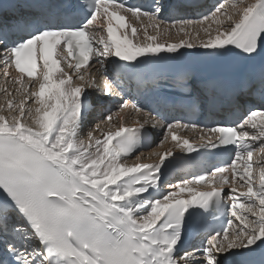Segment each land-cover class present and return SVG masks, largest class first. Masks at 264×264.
<instances>
[{
	"label": "snow or ice",
	"instance_id": "obj_1",
	"mask_svg": "<svg viewBox=\"0 0 264 264\" xmlns=\"http://www.w3.org/2000/svg\"><path fill=\"white\" fill-rule=\"evenodd\" d=\"M191 7L188 0H0V64L6 78L14 68L22 96L19 103L7 101L11 122L0 115V264H264V161L252 162L254 152H264V0L220 3L196 19L186 14ZM129 19L143 26L146 43H134L127 31L118 35L130 27L138 37ZM209 20L217 27L203 29L207 39L197 32L194 43L186 28ZM94 22L107 39H95ZM173 29L188 38L160 43L158 37ZM58 47L74 60L66 61L67 67L82 83L54 58ZM178 56L206 61L176 81L189 113L211 112L225 103L251 106L230 124L179 119L160 124L165 140L171 135L181 153H195L190 160L208 150L232 153L211 169L168 183L164 192V170L184 157L169 149L156 164L122 162L146 147L145 125L155 127L162 117L127 95L109 65L123 69L142 92L148 87L146 70ZM41 62L38 91H30L24 76L36 78ZM95 64L102 90L91 72H80ZM56 72L62 75L58 81ZM88 88L120 98L104 120L131 107L143 113L144 123L126 128L121 117L115 133L85 146L80 129L89 110ZM30 98L38 105L31 125L24 122L32 116L25 108ZM176 129L199 130L204 143L193 146ZM237 185L246 191L238 192ZM215 213L230 216L225 226L208 231L206 222ZM196 221L206 235L189 250L187 232Z\"/></svg>",
	"mask_w": 264,
	"mask_h": 264
},
{
	"label": "rangeland",
	"instance_id": "obj_2",
	"mask_svg": "<svg viewBox=\"0 0 264 264\" xmlns=\"http://www.w3.org/2000/svg\"><path fill=\"white\" fill-rule=\"evenodd\" d=\"M226 5V7L229 5V3L228 4H225ZM206 23H208V25L206 24ZM205 24H203V25H200V24H197V25H195L194 27H188V28H186V31L192 36V38H193V42L194 43H196V42H198V40L196 39V33L197 32H199V34H200V39H204V37H203V35H205V34H207V33H205L204 31H203V29L204 28H207L210 24L212 25V29L214 28V26H215V24H212V21L211 20H209V21H207ZM225 27H227L226 25H225ZM172 34H174V36H167V34L165 35L164 33H163V35H162V37L161 38H159L160 40H163V39H165L166 37H171V38H175V39H177V40H180V39H187L188 37H186V36H183V35H178L177 34V32H176V36H175V33H172ZM205 37H207V35L205 36ZM173 38V39H174ZM174 39V40H175ZM160 40H159V42H160ZM168 42H171V41H168ZM179 42V41H178ZM178 42H176V41H174V43H178ZM160 43H163V42H160ZM184 50H188V49H184ZM190 51H195V49H189ZM11 96H9V98H10ZM21 97L22 96H20V97H17V99H16V101L14 102V103H19V99H21ZM9 98H7V96H0V115H6V116H8L9 117V121L11 122V116H10V113H9V111L7 110V106H5L4 104H5V102H6V99H9ZM36 107H38V105L36 104V103H34V102H32V100H29V103H27L26 104V106H25V108H26V110H28V109H30L31 111H32V116L31 117H27L24 121H25V123L26 124H28V123H31L32 122V119L33 118H35V116H36V113H35V109H36ZM32 124V123H31ZM127 164H129V165H127V166H134V165H131V164H133V162L132 161H127L126 162Z\"/></svg>",
	"mask_w": 264,
	"mask_h": 264
},
{
	"label": "bare ground",
	"instance_id": "obj_3",
	"mask_svg": "<svg viewBox=\"0 0 264 264\" xmlns=\"http://www.w3.org/2000/svg\"><path fill=\"white\" fill-rule=\"evenodd\" d=\"M249 2H250V0H249ZM231 3V2H230ZM229 3V4H230ZM230 10V9H229ZM195 25H197V24H195ZM226 26H227V24H225ZM224 25V26H225ZM217 27V25L215 24V26H214V28H213V30L215 29ZM190 28V27H189ZM214 34V33H213ZM207 34H205V35H203V37H204V39H207V37H205ZM170 43H174V41H171ZM185 51V52H189L190 50L188 49V50H184V49H180V51ZM198 50H200V49H195V51H198ZM194 51V50H193ZM10 92V91H9ZM21 95V94H20ZM17 99V98H16ZM16 99H14V98H9V99H6V102H5V106H7V101L8 100H13V102H15L16 101ZM21 99H22V97H21ZM21 99H19L18 101H20ZM26 106V105H25ZM25 122V121H24ZM32 123V122H31ZM31 123H28L29 125H31ZM99 133V132H98ZM96 137V135H93V136H91V138H92V140L94 139ZM91 138H87V136L84 134V135H81L80 134V139L83 141V143H84V145L85 146H87L88 144H90V139ZM262 152V151H261ZM260 152V153H261ZM122 162H125V161H122ZM133 162V164H131V165H135L136 163H137V161H132ZM127 164V163H126ZM127 165H129V164H127Z\"/></svg>",
	"mask_w": 264,
	"mask_h": 264
}]
</instances>
